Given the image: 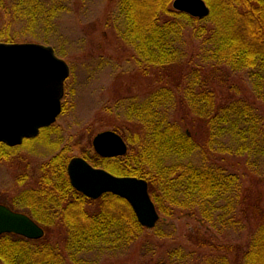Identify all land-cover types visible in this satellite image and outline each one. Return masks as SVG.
<instances>
[{
	"label": "trees",
	"instance_id": "1",
	"mask_svg": "<svg viewBox=\"0 0 264 264\" xmlns=\"http://www.w3.org/2000/svg\"><path fill=\"white\" fill-rule=\"evenodd\" d=\"M172 1L117 0L116 40L155 76L190 65L198 56L192 44L202 53L201 67L175 88L116 102L130 124L129 133L114 128L130 147L123 157L80 156L113 175L146 180L158 213L199 225L187 238L193 250L175 241L145 264H264V114L247 100L217 104L209 83L217 71L241 75L254 102L264 104V0H203L209 8L203 19L174 10ZM70 3L0 0V43H44L56 54L57 22ZM190 118L200 124L195 133L183 127ZM4 148L0 143V157ZM64 154L39 169L45 172L36 177L39 188L26 198L27 216L39 227L64 229L63 246L4 234L3 264H88L86 256L124 253L145 237L124 199L91 200L71 187ZM226 158L233 159L229 167ZM152 230L165 237L158 222Z\"/></svg>",
	"mask_w": 264,
	"mask_h": 264
},
{
	"label": "rangeland",
	"instance_id": "2",
	"mask_svg": "<svg viewBox=\"0 0 264 264\" xmlns=\"http://www.w3.org/2000/svg\"><path fill=\"white\" fill-rule=\"evenodd\" d=\"M70 2L69 10L61 14L57 22L54 35L57 39L56 56L65 61L69 68V76L64 82L61 112L50 128L41 130L35 138L26 139L19 146L4 148L3 156L0 157V205L26 215L29 214V200L26 198L39 188L35 186L36 177L45 173L42 174L46 164L50 163L58 151L64 150L67 167L71 158L81 157L84 151L92 152L91 142L96 134L114 131V128L129 133L130 124L125 122L116 108L117 101L130 98L140 101L165 85L175 88L177 82L190 74L192 67L202 65V53L197 51L196 44H192L194 54L198 53L199 57L190 65L184 69L181 67V71L177 69L174 76H155L151 69L138 66L133 53L116 40L112 23L116 16L117 0ZM204 67L211 70L209 66ZM209 83L217 104L247 100L255 103L264 114V104L254 102L241 75H223L217 71L211 74ZM187 121L183 127L195 133L199 122L193 118ZM191 121L193 124H190ZM127 146L129 152L130 147ZM232 161V158H226L224 165L229 167ZM40 168L44 169L39 172ZM252 179L248 176L244 184ZM158 214L159 229L165 236L163 239L156 238L152 229H145V237L132 244L124 253L92 254L86 256L88 264H145L150 257L158 254L160 247H168L175 241L188 250L195 248L187 238L199 227L196 221ZM50 222L58 223V220L52 219ZM43 232V237L52 244L63 246L64 229L56 227L47 231L43 229Z\"/></svg>",
	"mask_w": 264,
	"mask_h": 264
},
{
	"label": "water",
	"instance_id": "3",
	"mask_svg": "<svg viewBox=\"0 0 264 264\" xmlns=\"http://www.w3.org/2000/svg\"><path fill=\"white\" fill-rule=\"evenodd\" d=\"M172 8L199 19L209 14L203 0H173ZM68 76L66 62L51 46L0 43V143L9 148L19 146L54 124L61 112ZM91 143L102 158L121 157L127 152L126 143L113 131L96 134ZM66 172L71 187L86 198L96 200L113 194L129 204L141 227L151 230L157 224L159 214L146 180L114 176L81 157L71 158ZM4 234L38 240L44 232L27 215L0 205V236Z\"/></svg>",
	"mask_w": 264,
	"mask_h": 264
},
{
	"label": "flooded vegetation",
	"instance_id": "4",
	"mask_svg": "<svg viewBox=\"0 0 264 264\" xmlns=\"http://www.w3.org/2000/svg\"><path fill=\"white\" fill-rule=\"evenodd\" d=\"M53 125V124H52ZM51 126H49V127H47V128H43V129H41V130H45V129H48V128H50ZM41 130L39 131V133L41 132ZM39 133H38V135H39ZM125 142V141H124ZM126 143V142H125ZM92 145V144H91ZM126 146H127V143H126ZM128 147V146H127ZM92 152L94 153V154H96L95 152H94V150H93V148H92ZM97 155V154H96ZM122 157V156H121ZM81 158H83V157H81ZM102 158V157H101ZM116 158H119V157H113V158H104V159H116ZM84 159V158H83ZM86 160V159H85ZM70 161V160H69ZM87 161V160H86ZM88 162V161H87ZM89 163V162H88ZM90 164V163H89ZM93 166V165H92ZM94 167V166H93ZM95 168H101V167H95ZM103 169V168H102Z\"/></svg>",
	"mask_w": 264,
	"mask_h": 264
}]
</instances>
